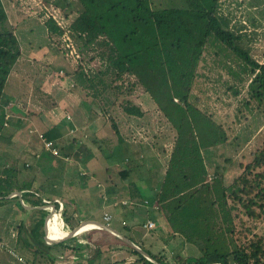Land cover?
<instances>
[{"label": "trees", "instance_id": "1", "mask_svg": "<svg viewBox=\"0 0 264 264\" xmlns=\"http://www.w3.org/2000/svg\"><path fill=\"white\" fill-rule=\"evenodd\" d=\"M43 2L47 6L52 5V0ZM54 2L62 11L63 22L69 23H66L67 28L64 29L59 23L61 19L50 16L44 20L50 38L55 37V40L63 41V34L68 32L75 47L83 54L81 60L86 58L84 51L91 52L102 47L107 49L99 69L93 70L79 64L70 75L72 66H69V69L67 65L58 68L61 73L64 72L67 77L71 76L75 80L76 91L80 95L93 94L94 99H104L110 106L111 95L116 89H120L115 87L112 91V84L125 75L134 76L137 84L144 88L154 109H157L176 131L167 168L162 179L158 180L161 182L159 188L153 190V199H142L140 190L130 191L131 206L146 205L144 214L147 217L151 216V212L161 215L167 222L170 235L163 234L154 239L150 243L152 249L147 248L146 241L135 243L159 264H264V235L254 234L249 237L245 231L237 229L240 225L246 231L252 232L246 226L244 216L254 223L264 219V136L257 138L256 148L243 151L237 171L233 169L235 164L229 160L227 162L231 164L232 169L221 168L220 165L215 167L212 156L217 154L220 145L228 141L227 131L190 102L200 61L210 46H217L216 55L222 56L232 52L251 67L254 78L249 85L250 95L264 104V64L256 62L238 46L237 35L226 31L225 22L218 14L220 0ZM54 50L55 61L66 59L70 65L71 60L66 57L65 50L61 51L60 44L55 46ZM21 55L20 42L9 23L3 0H0V136L6 128H11L13 122V116L7 118V106L11 100L6 99L5 93L8 78ZM91 60L95 59L91 57ZM135 86L137 85L134 83L133 87ZM122 92L120 90V94ZM42 94L47 109L57 105L51 94ZM124 111L128 120H131V116L145 115L143 108L131 103L126 105ZM113 126L120 141L123 139L120 125L113 122ZM67 127L68 125L60 124L44 133L46 139L56 145L59 151L56 158L62 165L65 160L73 158L67 153L68 142L59 141ZM125 139L132 144L143 143L140 140V143L132 141L129 137ZM91 141L97 144L95 138ZM87 145L90 146L89 149L95 147H92L91 143H80L77 157ZM153 146L157 148V144ZM98 149L100 147L97 146ZM207 153L211 162L207 160ZM142 159L136 160L139 167H142L139 165L143 162ZM125 160L130 163L133 161L132 158ZM16 162L5 168L0 175V208L16 203L20 210L21 221L14 244L19 252L13 251L16 258L27 261L25 255L28 254L31 255L28 263L40 264V255L44 254L48 257V262L55 264L59 257L51 255L50 252L53 248L60 247L64 249V255L61 257H75L73 264H90L89 260L93 263V260L100 256L104 257L103 264L113 261L118 264H153L132 246L106 230L99 229L96 235L98 237L92 242L87 240L83 243L80 237L74 236L56 245L46 244V233H49L47 229L56 224V218L43 223L48 211L39 207H43L44 200L49 199L44 193V188H35L38 182L37 172L23 174L25 170L35 169L36 165L32 166L21 159ZM46 173L52 176L51 172ZM210 176H213L211 180ZM16 191L21 192V195L7 198ZM126 204L127 202L122 203L123 206ZM26 205L30 209H27ZM60 206L57 203V209L62 208ZM6 210L9 215L10 208ZM18 215L14 217L17 218ZM63 217L66 228L73 230L76 226H71L72 221L78 217L77 210L66 204ZM236 220L239 221L238 224ZM41 225L43 228L39 230ZM123 226V230L131 232L127 225ZM61 232L62 235L51 234L50 236L54 237H49V242L55 243L68 236L67 231L61 229ZM170 242H182L192 249L195 247L198 253L171 259L168 255L174 247H166ZM122 252L130 254L132 260H118L116 256Z\"/></svg>", "mask_w": 264, "mask_h": 264}, {"label": "rangeland", "instance_id": "2", "mask_svg": "<svg viewBox=\"0 0 264 264\" xmlns=\"http://www.w3.org/2000/svg\"><path fill=\"white\" fill-rule=\"evenodd\" d=\"M23 1L24 0H12V2L16 3L15 9L18 13L17 17H19V21H14L13 24L10 23V25L13 27L20 42L23 54L26 56L27 53L32 52V50L34 52L32 55L38 52L39 54L33 56L38 61L30 60L32 59V55H30L27 56V58H29L28 62H26L27 60L19 62V65L12 69L8 78L9 85L7 86L5 97H9L11 94L16 101H18V103L16 102L17 105H13L15 102L9 104L7 107L8 115H11V108L14 109V107H17L18 111L21 110L26 118L32 119V116L38 115L37 118L40 116L41 119H46V116H48L49 113L51 114L55 111H59L60 107L56 106L54 109L55 111L52 110V107L50 109L48 108L43 110L39 105H36L37 99L34 100L32 93L36 85H39L43 91H48L54 87L58 92H61L59 99H61L63 103L67 100L68 105L66 107H70V115L65 113L68 120L71 117L72 119L74 118L72 116V111L79 108L78 106L80 103L86 102L85 104L92 107V111L96 113V119H98V122L103 121L102 128H104L103 130L107 129L106 133L109 134V136H112L115 133L113 122L118 124L117 121L122 120L119 124L120 129L122 133L124 132V135L129 137L132 141L145 139L150 141L152 145L157 144V150L155 148L154 150L155 154L158 155V158H161L159 161L160 164H162L160 169H166L170 153L172 152L173 141L176 137L175 129H173L163 116L159 114L157 109L151 110L153 115H148L147 119L140 121H136L137 119L134 118L133 120H128L125 115L126 113L124 108L130 103L147 111V106L145 105L146 103L142 100V97L144 98L145 96L144 88L137 84V79L134 76L125 75L112 84V91L115 87H120V89H116L114 94L111 95L110 99L112 100V105L110 106L104 99L101 101L94 99L93 94L92 96L85 93H81L80 95L79 92L76 91L77 84L75 80L71 76L67 77L64 72H59V75L49 79V76L53 74H50L51 71L48 69V63L49 60H51L50 57L55 54L53 51L55 46L57 47V45L60 44L61 51L62 49L65 50V55L67 54L66 50L69 49V56L67 55V57L68 60L71 61L70 65L66 59L55 61L53 68L57 70L59 67L67 65V69H69V66H72L73 68H70V75L74 73V69L78 68L79 64H83L89 69H99L104 62V52H106L107 49L99 47L100 49H93L91 52L84 51V56L86 58L85 60H81L83 54L76 47L75 48L79 54L72 49L71 44H69L70 47H68V44L64 41H60L59 39L52 42L49 38L46 26L41 22L36 21L39 18L46 20L52 15L61 19L62 11L56 7L54 0H52V5L50 6L45 5L43 2L44 0H26V4H23ZM5 2L8 9L6 11L8 15H10V12L13 11L11 3L7 0H5ZM35 7L38 8L36 11L34 10ZM22 13H25V16ZM218 14L220 19L225 22L224 28L226 31H231L239 37V42L237 43L238 46L242 50L246 51L256 62L264 64V0H220ZM33 17H38V19ZM52 43L55 44L53 47ZM92 47L93 46H88V48ZM216 50L217 46H210L208 48V52L206 51L204 57L200 61L197 68L196 79L193 84L190 102L204 114L211 117L218 124L222 125L227 131L228 141L225 144L220 145L218 147L217 154L212 156L214 158L213 163L216 164V166H214L217 167V165H220L221 168L226 167L229 169L231 168V164L227 162V160H229L235 164L233 169L237 171V164L241 160L243 151L245 149L252 150L256 148L258 143L257 138L261 135L264 136V104L260 103L257 99L250 95L249 85L252 81L251 79L254 78V75L251 74V67L247 66L243 59L235 56L232 52H228L226 55L218 56L215 54ZM91 57L95 60L90 61ZM256 73H258V71ZM134 83L137 86L133 87ZM39 86L36 87L39 89ZM120 90L123 91L121 94ZM37 96L39 95L37 94ZM37 110L39 113H37ZM41 113H43V116ZM62 117L65 118L64 111H62ZM63 123H65V120ZM102 128L100 129L102 130ZM8 130H10V128H6L3 131V136H0V175L5 168H9L14 163H17L16 161L18 159L27 161L31 163L32 166L36 165L34 167L35 169L25 170V172H23L25 175H30L31 172L35 173L37 171L45 172L44 170L47 166L48 169H68L70 174H66V182L62 177L64 172L59 174L60 171H58V174L60 175L58 179H56L57 177H55V175L51 177L46 174V172L45 175H43L45 176L44 179L42 178L43 176H41L40 179H37L39 184H41L44 188V193L48 197L49 201H53L55 203L57 201L54 197H58L62 200L58 204L64 205L66 201L64 200V197H60V195H68V191H72V188L73 198L75 200L72 203V206L75 210H77L79 215L72 221L71 227L78 226L81 222L89 218H94L102 222L106 221L102 214L101 200H99L100 197L98 195H94L93 200L89 201L88 198L83 196V194H85V196L89 197L92 192L100 194L101 189L98 188L91 192L89 188L90 185L95 187L97 185L96 183L99 184L101 177L96 178L97 181L91 179L90 184L87 183L89 176L92 177V175L88 172L86 174L83 173L82 169H86L82 168L83 163H79L81 166L78 165V162L82 159L77 162L73 158H70L69 160L64 161L65 165H61L58 163L56 157H52L51 154L44 149V144L39 134H44L43 132L34 133V131H29L28 129L25 131L24 129L22 131L19 130V133L17 132L16 136L7 133ZM101 130L97 133V131H92L91 128H89V130L87 129L85 133L89 132V136H93V133H95V137H100L101 132L103 131ZM35 131L37 130L35 129ZM134 132H137V134H134ZM8 135L10 136L7 137ZM68 135L72 138L81 136L77 134L75 129L68 131ZM72 142L73 141H70L68 144H71ZM23 144L26 148H24V146L21 148V145ZM95 149L96 148H93V150ZM67 150L70 151V148H67ZM67 153L69 152L67 151ZM22 154H25V158L22 157ZM204 154L206 155V153ZM159 155H161V157H159ZM207 157V160L211 162L210 155L208 153ZM97 160L99 161L100 159ZM48 162H51L50 166ZM9 170L11 171V169ZM212 177L213 176H210V180ZM54 182L57 183L54 185ZM62 187L65 188V191H62ZM153 194V191L151 192L150 190L144 189V191H141L140 197L151 201ZM130 202L127 201V204L129 205V212L124 214L123 219L126 221V224L124 225L133 227L135 222H139V220L135 218L134 212H137L139 215H136L137 217L146 218L147 216H145L144 213L147 206L141 205L140 207H132ZM13 204L14 205L12 206H6V208H0V264H30L27 261L31 260V255H25V258L27 259L26 261L25 259L16 258L13 254V251L19 252L18 248H16L14 244L17 241V228L21 221V218L19 217L20 210L18 209L16 203ZM26 207L30 208L28 205H26ZM7 208H10L9 215L6 214ZM40 208L41 207H39V209ZM51 208L52 207L50 205L47 207V204L45 203L41 209L47 210L49 214ZM55 208L56 212H61L63 215L64 206L63 209H57V207ZM133 208H135V210H133ZM153 213L154 212L149 213L151 215L150 217H154ZM15 215H18V217L15 218ZM54 215L57 216L56 222L60 224V226H64V228H62V226L61 228L70 232L71 230L66 228L65 222L61 219L59 214ZM54 215H51L48 220L52 221L54 219ZM243 219L246 226L251 229L252 232L250 233L248 230L246 231L240 225L237 229L245 231L249 237H253L254 234L259 236L264 235V219L259 223H254L251 220H248L245 216ZM48 220L45 218L43 223ZM238 222L239 221L236 220V224H238ZM111 223L121 230L124 229L121 222L117 220H112ZM139 223L142 224L143 221ZM52 227L53 226L51 225L47 229L49 230L48 238L52 234V232H50ZM42 228L43 226L41 225L40 229H38L42 230ZM138 230L141 234H143L141 232V230H144L142 227L141 229L138 228ZM98 231V228H90L87 229V231L84 230L83 232H80L76 236L80 237V241L83 243L87 240L92 242L98 237L96 236ZM139 238V235L134 236V240H138ZM66 240L67 239L63 241ZM56 244L58 243L51 245ZM161 246L164 247L163 245ZM63 250L64 249L57 247L53 248L50 252L51 255L59 257L55 264H73L75 257L73 255L70 257H61L64 255ZM179 250V247L174 249L173 251L175 255L173 256L169 253V258H177ZM193 250L197 251L195 247H193ZM196 253H198V251ZM182 254H184V251H182ZM72 257L74 258L72 259ZM116 257L118 260H122L125 257H130L132 260L130 254L127 253H119ZM103 259L104 257L100 256L98 259H94L93 263L89 260V263L100 264ZM40 262V264H52L48 262V257L44 254L40 255Z\"/></svg>", "mask_w": 264, "mask_h": 264}, {"label": "crops", "instance_id": "3", "mask_svg": "<svg viewBox=\"0 0 264 264\" xmlns=\"http://www.w3.org/2000/svg\"><path fill=\"white\" fill-rule=\"evenodd\" d=\"M7 1L11 3V8L13 10L12 12H10V15H8L9 16V23L13 24L14 21H19V17H17L18 13L15 9L16 3L12 2V0H7ZM23 2H22L23 4H26L27 1L24 0ZM3 3L5 6V9L8 10L6 7L5 0H3ZM14 9H15V11H14ZM34 10H36V7L34 8ZM28 16H31V15H28ZM20 18H21V16H20ZM33 18H36V17H33ZM38 20H36V21L44 24V20L42 18H39ZM49 38H50V35H49ZM50 39H51V41H53V40H55V37H51ZM52 45H53V43H52ZM21 51H22V49H21ZM54 52H55V50H54ZM33 53L34 52L32 50V52H28L27 55L25 56L23 54V51H22V55H21L20 59L18 60V62L16 63V65L14 66V68L17 67V65H19V62H23L24 60H27L26 62H28L29 58H27V56H30ZM37 54H39V52L35 53L34 55H37ZM34 55H32V59H30V60H33V61L37 60L35 57H33ZM55 55H56V53L52 57H50L51 60H49V63H48V66H49L48 69L51 71L50 74H53V75L49 76V79L51 77H55L56 75H59V72L61 73L60 70L53 69V65H54V61H55ZM44 72H46V71H44ZM8 85H9V79H8ZM36 86H39V85H36ZM36 86L33 89L32 95H33L34 100L37 99L36 100L37 106L39 105L43 110L47 109V107H45L43 99H42V96H43L42 92H45L47 94H51L54 97L55 101L57 102L56 106H59L60 110L61 109L62 110L61 111L60 110L55 111L54 109L56 108V106H53L52 110H54L55 112H53L51 114L49 113L48 116H46V119H41L40 116L37 118L38 115H34V116H32V119H29V118H26V116L23 114V112L21 110L18 111L17 107H14V109L11 108L12 111L10 114H11V116H13V119L11 117L13 122L11 123V128H10V130H8L7 133H10L11 135L17 136L16 133L17 132L19 133V130L22 131L24 129H25V131L27 129L29 131L30 130L34 131V133H36V132L45 133L48 130L52 129L54 126H57L60 124H67L68 127L66 128L63 137L59 141H67V142L73 141L71 144H69L67 146L68 148H70V151L68 150L69 156L73 157L77 162L82 159L81 161L78 162V165L81 166L80 164L82 162L83 163L82 168H86V169H82L83 173L86 174L88 172L89 174L92 175V177L89 176L87 183L90 184L91 179L96 180V178L101 177L99 184L96 183L97 185L95 187L93 185H90V188H89L91 190V192L98 189V188L101 189L100 194H96V193L92 192V194L89 197L85 196V194H83V196L88 198L89 201L93 200L94 195H98L100 197L99 200H101L100 203L102 206V214H103L104 219H105V215H109L111 217V220L109 221V223H107L106 221L103 223H107L110 226L114 227L116 230L122 232L126 237L133 239L134 242L141 243V242L146 241L147 248H149V249L153 248V247H151L150 243L153 242L154 239H156L157 237L163 236V234L170 235V231H169V227L167 225V222L159 214L154 215V217L139 218L136 216V215H138L137 212H134L135 218L137 220H139V222L143 221V223L140 224L139 222H135V224H133V227L128 226V228L131 229V232L121 230L111 223L112 220H117V221L121 222V224L123 226L124 223L126 222L123 218H124V214L129 212L128 211L129 205L127 206V204H126L123 206L122 203L127 202V201H129V202L132 201V200H130V191L131 190H140V191L143 190L144 191V189H147V190H150L152 192L154 189H158L160 186L161 182L158 180L162 179L163 172L166 169H160L162 166V164H160V162H159L161 160V158H158V155L155 154V150H154L155 147L150 144V141H147L145 139H140V141L143 142L140 145L132 144L130 142L128 143L125 139L127 136L124 135V132L122 133V131H121V133L123 135L122 136L123 139H120V141L118 139V136L115 133H114V135L109 136V134L106 133L107 129L103 130L104 128H102L103 121L98 122V119H96V114L94 112H93L94 114H92V110H91L92 107H89L87 104H84L86 102L80 103L78 106L79 108H76V110L74 109V111H72V116L74 118L71 120H68L67 115L65 113L70 115L69 114V111H70L69 108L70 107L69 108L66 107L68 105L67 100H65L66 102L63 103L61 101V99H59V95L61 94V92H58L54 87H52L48 91H43L40 86H39V89ZM37 94L39 96H37ZM6 99H10L11 103L15 102L13 105H17V103H18V101H16V99L11 94L9 97H6ZM142 100L144 101V103H146L145 105L147 106V111H145L143 109V111L145 112V115L143 117L131 116L132 120L134 118V119H137L136 121H140L143 119H147L148 115H153L151 113V110H153L154 107H153L152 102L150 101L148 95L145 94L144 98L142 97ZM62 111H64L65 118L62 117ZM7 112H8V108H7ZM37 113H39L38 110H37ZM41 115L43 116V113H41ZM65 119L68 121H66ZM64 120H65V123H63ZM117 122L120 124V122H122V120L117 121ZM34 128L37 131H35ZM75 128L77 129V131H76L77 134L81 135V136H77L75 138L74 137L72 138L70 135H68V131H71ZM89 128H91L92 131L93 130L97 131V133L101 130L100 128H102L103 131L101 130L102 131L101 136L95 137V133H93V136H89V132L85 133V131L87 129L89 130ZM11 129H12V131H11ZM83 133H84V135H83ZM9 136L10 135H8L7 137H9ZM28 137H30V136H28ZM94 137H95V140H97V144H93L91 141V140H94ZM7 141H9V140H7ZM12 141H13V139H12ZM140 141L138 143H140ZM82 142L88 143V144L91 143L93 145L92 147H94V145H95L94 148H96V151L93 149H89L90 146L87 145L84 148L83 152L81 154H79L80 156L77 157L76 152L79 150L78 145ZM104 144H105V146H104ZM22 146H24V148H26V146L24 144L21 145V148H22ZM97 146L100 147V149L97 150ZM155 149L157 150V148H155ZM22 157L25 158V154H22ZM159 157H161V155H159ZM126 158H132L133 161L131 163L126 162V160H125ZM139 158L140 159L143 158L141 160L143 162H141L139 164L142 167H139L137 164V161ZM97 159H100V160L98 161ZM48 170H50V169H47V170L45 169V172L50 173V171H51V175L52 176L55 175V177H57L56 179H58V177H60L59 174H62L64 172L62 177H63V180L65 182H66V180H65L66 174H70L68 169H51L50 171H48ZM58 171H60L59 174H58ZM45 172L39 171L37 173V178L40 179L41 176L45 175ZM42 178L44 179L45 176H43ZM68 181H70V180H68ZM56 183L57 182H54V185ZM35 188L41 189L43 187L41 184H39V182H37ZM64 189L65 188L62 187V191ZM71 190L72 191H68V195H64V194L60 195V197H64V200L66 201V203H64V205H61L62 209H63V206H66V204L72 205V203L75 201L73 198V189L71 188ZM54 198H56V201H57V202H55V207H56L57 203L61 202L62 200L58 197H54ZM51 199H53V198H51ZM152 199H153V196H152ZM47 205H49V204H47ZM47 207H49V206H47ZM133 210H135V208H133ZM134 213H132V214H134ZM56 217L57 216L54 215V218H56ZM89 219H94V218H89ZM156 219H159V220H156ZM94 220H97V219H94ZM149 220L153 221L156 224L155 228H153V229L145 228V225ZM97 221H100V220H97ZM88 222H93V221H88ZM100 222H102V221H100ZM78 226H76V227H78ZM141 227H142V229H144V230H141V232L143 234H141L138 230V228L141 229ZM90 228H95V225L94 224L84 225L82 227V231L90 229ZM137 235L140 236V238L138 239L139 241L134 240V236H137ZM171 245H172V247H174L173 250L178 248V247L180 248L177 256L188 257L191 255H196V252L192 248H190L187 244H183L182 242L174 244L173 242H170V244L166 245V247L170 248ZM173 250L171 251V254L175 255ZM180 251H181V253H180ZM182 251H184V254H182ZM122 253L124 254L125 252H122ZM124 259H127L128 262H130V260H131L130 257L129 258L125 257ZM100 264H103V261ZM109 264H118V263H115L113 261Z\"/></svg>", "mask_w": 264, "mask_h": 264}, {"label": "water", "instance_id": "4", "mask_svg": "<svg viewBox=\"0 0 264 264\" xmlns=\"http://www.w3.org/2000/svg\"><path fill=\"white\" fill-rule=\"evenodd\" d=\"M21 195V192H18V191H16V192H13L12 194H10L7 198H13V197H15V196H20ZM44 202L46 203V204H49V205H51V209H50V212H49V214L47 215V217H46V219L48 220V219H50V217H51V215H54V214H59V216L61 217V219L64 221V219H63V215H62V213L60 212V213H58V212H56V208H55V203L53 202V201H49V200H44ZM26 207V206H25ZM27 208V207H26ZM42 208V207H41ZM40 208V209H41ZM27 209H30V208H27ZM86 221H93V222H96V223H98V229H102V230H106V231H108V232H110V233H112V234H114L115 236H117V237H119L120 239H122L124 242H126L127 244H129L130 246H132L136 251H138L139 253H141L144 257H146L149 261H151L153 264H159L156 260H154L153 258H152V256L147 252V251H145L143 248H141L138 244H136L134 241H132L130 238H128V237H126L122 232H120V231H118V230H116L114 227H112V226H110L109 224H107V223H103V222H100V221H97V220H94V219H87V220H84L83 222H81V224L78 226V227H76L75 229H73V230H71L70 232H68L69 233V235L65 238V239H69V238H72V237H74V236H76V235H78L79 233H80V226L84 223V222H86ZM62 226V228H64V226L63 225H61ZM65 239H63V240H65ZM63 240H61V241H63ZM61 241H59V242H61ZM58 242V243H59ZM46 244H50V243H46ZM51 245V244H50Z\"/></svg>", "mask_w": 264, "mask_h": 264}, {"label": "built area", "instance_id": "5", "mask_svg": "<svg viewBox=\"0 0 264 264\" xmlns=\"http://www.w3.org/2000/svg\"><path fill=\"white\" fill-rule=\"evenodd\" d=\"M52 16L55 17V18H57L55 15H52ZM59 23H60V25H62V26L64 27V29H65V27H66V23H69V22H66V21L63 22V20H59ZM66 28H67V27H66ZM62 40H63L66 44H68V47H70L69 44H71L72 49H74L75 52L78 53V51H77V49L75 48V45L73 44L72 39H71V37H70V35H69L68 32H66V33L63 34V36H62ZM66 51H67V54H66V57H67V55L69 54V49L66 50ZM78 54H79V53H78ZM68 56H69V55H68ZM67 58H68V57H67ZM10 116H11V115H10ZM10 116L7 114V118H9ZM39 134H40V138H41V140H42V142H43V144H44V149H45L46 151L52 153L55 157H56V156H59V151H58V149L56 148V145H55L53 142L47 140L46 137L44 136V134H42V133H39ZM105 220L107 221V223H109V221L111 220V217H110L109 215H105ZM146 227L149 228V229H153V228L155 227V223H154V222H148V224L146 225ZM85 231H87V230H85ZM82 232H83V231H82Z\"/></svg>", "mask_w": 264, "mask_h": 264}, {"label": "bare ground", "instance_id": "6", "mask_svg": "<svg viewBox=\"0 0 264 264\" xmlns=\"http://www.w3.org/2000/svg\"><path fill=\"white\" fill-rule=\"evenodd\" d=\"M60 223V222H59ZM87 224H94L95 225V228H98V223H96V222H87V223H84V224H82L81 226H80V228H82L84 225H87ZM79 228V229H80ZM61 226H60V224H58L57 222H56V224L51 228V230H50V232H52V234H61L62 235V232H61ZM47 234H48V231H47V233H46V241H47V243H50L49 242V240H48V236H47ZM68 235H69V233H68ZM50 237V239H52V237H54V236H49ZM59 238H61V237H59ZM63 238V237H62ZM65 239V238H64ZM63 240V239H62ZM59 241H61V240H59ZM59 241H57V242H55V243H58ZM50 244H54V243H50Z\"/></svg>", "mask_w": 264, "mask_h": 264}]
</instances>
